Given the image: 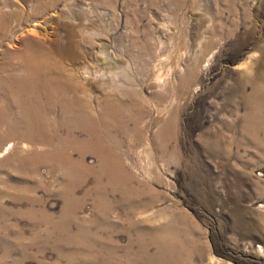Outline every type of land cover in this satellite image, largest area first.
<instances>
[{"label":"rangeland","instance_id":"1","mask_svg":"<svg viewBox=\"0 0 264 264\" xmlns=\"http://www.w3.org/2000/svg\"><path fill=\"white\" fill-rule=\"evenodd\" d=\"M2 31L0 264H264V0H0ZM32 59L126 112L121 175L15 124Z\"/></svg>","mask_w":264,"mask_h":264},{"label":"bare ground","instance_id":"2","mask_svg":"<svg viewBox=\"0 0 264 264\" xmlns=\"http://www.w3.org/2000/svg\"><path fill=\"white\" fill-rule=\"evenodd\" d=\"M8 27H6V31L9 30ZM0 33H3V31ZM33 59L31 62H33L34 68H27L28 76L22 80L25 82V86L22 89L13 88L8 92V94L15 97L17 100L16 105H18L20 111V114L17 115L15 119V124L20 127H29L33 125L34 127L37 126L46 129L50 125L51 130L47 129L49 133L45 140L47 143L52 142L54 137L51 132L52 130L57 131L58 129H56V127L59 125L67 124L65 127L68 130L91 131L93 139H91L90 142H88V138H86L84 142H81L79 138H75V142L73 141L75 144L74 149L78 152L79 161L71 160L67 147L65 146H62L59 152L56 153L57 156L60 157L61 160L67 161L65 163L67 166L77 163L87 171H92L91 168L83 164V159L85 155L94 153L99 158L100 165L98 170L100 172L109 173L110 171H115L121 175L119 171L120 158L117 154L112 153L111 148L105 145L104 140L107 137L106 134L109 135L111 133L110 130L122 127L124 124L122 118L126 112L118 106V103H113L111 101V94H106L105 97L108 100L103 105L107 107L102 108L100 111V113L104 114L103 120L99 121L97 124L94 123L93 117H90V115L92 113L100 115L99 107L96 106V108H94L91 100L74 94L76 88L72 84L66 69L63 67L58 68L61 66L59 61L56 63L43 59ZM24 68L26 69V66H24ZM43 71L46 72L47 75H45ZM17 92L20 93V96H14ZM28 92H32L33 94L30 99L27 97ZM72 93L74 94L73 96H71ZM99 101L103 102L102 99ZM114 106L116 107L115 109H113ZM95 109H97V111ZM56 112L60 113L55 115ZM49 113L53 115L50 117L51 121L45 119L46 116H48L46 114ZM92 142L95 143V145L97 144L96 148H93ZM10 145L11 144L7 146L5 152L9 150ZM77 145H80V147ZM56 154L54 155L55 158H57ZM122 175L126 179V176H124V174Z\"/></svg>","mask_w":264,"mask_h":264}]
</instances>
